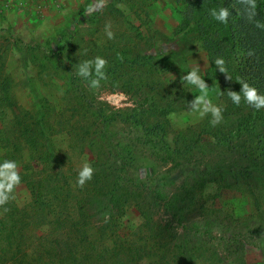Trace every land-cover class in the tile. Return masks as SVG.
I'll use <instances>...</instances> for the list:
<instances>
[{
	"label": "trees",
	"instance_id": "16d2710c",
	"mask_svg": "<svg viewBox=\"0 0 264 264\" xmlns=\"http://www.w3.org/2000/svg\"><path fill=\"white\" fill-rule=\"evenodd\" d=\"M163 1L131 0L135 17H139L137 13L144 15L140 18L141 29L133 27V30L139 32L142 42L151 41L148 35L153 40L158 38L178 45L190 42L193 45L190 53L165 55L158 50L157 54H152L148 51L154 48H150L138 54L135 39L128 40L132 46L129 44L124 51L111 41L103 45L92 43L90 52L84 50L86 60L100 56L107 61V80L123 82L124 86L148 97L145 107L129 115L116 114V119H110L112 117L98 114L94 118L90 110L93 106L87 101L83 86H87V81L59 65L68 75V82L62 80L60 109L67 115L70 111L69 117L55 113L51 101L45 100L34 87L36 111H25L18 104L13 92L14 81L0 58V162H18L21 182L16 186L27 188L31 197L22 207L13 196L0 206V264H140L143 251L134 249L132 240L119 236L117 240L111 239L115 236L109 234L112 227H102L104 222L114 225L116 219L135 213L140 220L148 219L143 205V184L129 174L133 166L122 158L112 178L93 175V179L81 187L77 180L67 176L64 161L59 165L55 162L56 142L63 135L72 139L75 136L81 143L88 139L91 145L99 142L96 148L105 151L109 139H105L107 124L104 121L110 119L109 123L129 125L168 146L173 116L185 111L193 101L187 91L192 85L182 77L190 72L187 58L193 54L196 42L201 43L207 53L206 80L220 86L219 107L223 119L213 125V117H206L199 132L187 129L179 133L174 139L176 149L184 147L182 151L187 152L192 144L201 141L200 138L213 136L251 163L249 168L240 170L234 180L252 183L260 177L261 181L257 182L264 189V109L257 111L243 99L237 106L228 97V90H241V81L264 94V0H255V14L251 19L248 0H169L180 18L170 38L152 27L156 7L160 8L158 5ZM219 7L230 11L227 24L214 20L209 14L210 9ZM144 28L150 34H142L140 30ZM217 58L225 61L224 73L215 65ZM230 125H236L237 133L242 135L241 140L238 138L233 144L228 142L230 134L220 132ZM209 128L214 132H209ZM90 144L88 142L89 151H93ZM76 145L72 147L76 149ZM69 167L75 165L71 163ZM252 197L256 207L261 209L258 197L255 194Z\"/></svg>",
	"mask_w": 264,
	"mask_h": 264
},
{
	"label": "rangeland",
	"instance_id": "374dc122",
	"mask_svg": "<svg viewBox=\"0 0 264 264\" xmlns=\"http://www.w3.org/2000/svg\"><path fill=\"white\" fill-rule=\"evenodd\" d=\"M162 3L160 8L156 7L152 27L170 38L180 18L171 1ZM132 6L131 0H0V58L14 81L13 92L20 107L35 113L34 87L45 100L51 101L55 113L69 117L70 111L67 115L60 109L62 80L68 82V75L61 68L76 74L77 65L86 61L84 50L90 52L92 43L116 42L124 51L130 44L128 40L135 39L138 54L150 48H154L148 51L152 54L158 50L165 55L190 53L192 43L178 45L153 40L145 28L140 31L151 41L142 42L133 27L141 29L140 18L144 15L137 13L139 17H135ZM106 25H110L113 39H108ZM187 65L190 71L199 70L209 87L211 105L219 107L220 86L206 80L209 62L201 43H195ZM86 84L83 86L87 101L93 106L88 108L94 118L98 114L110 119L116 114L129 115L147 104L146 95L136 93L123 82L105 79L97 89L90 88L88 81ZM187 91L192 104L200 95L199 89L191 86ZM191 104L173 116L168 146L129 125L109 123V119L104 121L105 139H109L105 151L96 148L99 142L91 145L88 139L93 150L89 151L88 142L63 135L56 142L55 162L59 165L64 161L67 176L77 180L85 163L94 168V176L109 179L117 174L122 158L128 160L133 166L129 171L131 178L140 179L143 184L148 219L140 220L135 213L116 219L114 225L104 222L102 227H112L109 234L115 236L111 239L117 240L119 236L132 240V247L143 251L140 264H264V189L258 184L261 178L252 183L234 180L251 163L232 150L233 145L230 150L213 136L200 138L187 152L182 151L184 147L176 149L174 139L179 133L187 129L199 132L206 117H212L210 112L201 115L194 111ZM230 126L220 132L230 134L228 142L233 144L242 135L237 133L236 125ZM74 143L78 144L76 149L72 147ZM71 163L74 168L69 167ZM252 194L258 197L261 209L256 207ZM10 196L21 207L31 200L29 190L22 186H14Z\"/></svg>",
	"mask_w": 264,
	"mask_h": 264
},
{
	"label": "clouds",
	"instance_id": "9594fccd",
	"mask_svg": "<svg viewBox=\"0 0 264 264\" xmlns=\"http://www.w3.org/2000/svg\"><path fill=\"white\" fill-rule=\"evenodd\" d=\"M248 7L250 8L249 19L255 14L256 3L255 0H248ZM91 11V9H89ZM209 14L211 17L223 24H227L230 16V11L227 7H219L210 9ZM258 26H260L258 24ZM105 33L108 39L114 38V33L110 30V25H106ZM107 61L97 56L92 60H86L79 63L76 67V75L84 78L88 81L90 88L97 89L101 86V81L107 78L105 72V66ZM215 65L220 72H225L224 67L225 61L223 58H217L215 60ZM182 79L189 85L195 86L199 89L200 95L195 98L191 107L194 111L200 112L204 115L210 112L213 119L211 123L216 125L223 119L222 108L218 106L211 105L209 97V87L199 75L198 69H193L187 72ZM241 90L239 92L228 90V97L235 105H240L241 100L256 109L257 111L264 109V94L260 93L258 89L250 85L246 81H241ZM201 107L203 110L201 111ZM18 162L14 160H4L0 162V206L8 203L10 199V194L13 191L14 186L20 184L21 176L17 171ZM94 168L91 164L85 163L78 172L77 175V185L84 186L85 183L93 179Z\"/></svg>",
	"mask_w": 264,
	"mask_h": 264
}]
</instances>
